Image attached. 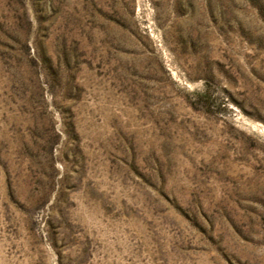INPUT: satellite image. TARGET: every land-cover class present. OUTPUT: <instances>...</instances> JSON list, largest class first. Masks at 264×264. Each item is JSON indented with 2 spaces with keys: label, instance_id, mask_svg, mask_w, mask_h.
<instances>
[{
  "label": "rangeland",
  "instance_id": "obj_1",
  "mask_svg": "<svg viewBox=\"0 0 264 264\" xmlns=\"http://www.w3.org/2000/svg\"><path fill=\"white\" fill-rule=\"evenodd\" d=\"M0 264H264V0H0Z\"/></svg>",
  "mask_w": 264,
  "mask_h": 264
}]
</instances>
